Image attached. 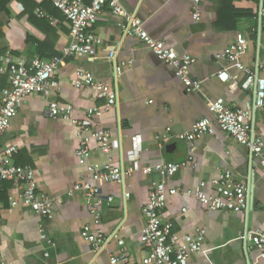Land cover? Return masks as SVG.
Returning a JSON list of instances; mask_svg holds the SVG:
<instances>
[{
    "label": "crops",
    "instance_id": "crops-1",
    "mask_svg": "<svg viewBox=\"0 0 264 264\" xmlns=\"http://www.w3.org/2000/svg\"><path fill=\"white\" fill-rule=\"evenodd\" d=\"M262 2L202 0V17L196 23L190 0H121L126 11L142 19L152 38L164 42L180 56H190L193 60L190 74L203 82L201 92H187L175 71L141 40L124 37L123 19L106 6L90 28L102 39L96 55L68 58L59 66L56 77L60 90L52 100L62 106L72 105L78 117L103 105V99L94 98L91 90L74 86L78 70L93 73L99 81L118 91V106L95 121L111 132L112 163L123 165L129 172L137 155L139 169L126 180L130 194L127 200L121 185H102L103 196L113 197L114 201L102 207L98 229L105 236L116 233L124 245L119 246L115 239L96 256L92 246L82 238L83 226L92 225L93 217L82 192L68 194L75 184L92 182L91 174L76 156L80 138L70 123L46 115L48 102L43 96L32 95L19 105L0 146L19 147L15 162L34 169L39 193L54 201V217L45 220L20 201L19 188L10 182L0 183V264H111V256L121 255L126 264H139L147 254L142 242L146 223L142 208L152 185L165 181L168 187L195 191L205 183L204 191L214 195L212 181L225 170L232 172L235 182L247 187V210L210 211L195 197L179 194L168 200L162 221L173 225L178 238L205 230L202 251L192 254L189 264H248L254 260L257 251L245 234L264 230V169L259 160L220 129L216 135L205 136L193 144L176 138L163 142L157 137L168 128L176 136L201 119L214 120L208 103L222 100L227 106L250 112L247 123L264 143V109L257 110L258 114L253 111L252 87L245 89L244 74L232 68L228 60L217 58L241 33L249 42L244 64L254 67L258 61L264 63V26L260 27L258 17ZM33 3L36 7L32 9L13 1L7 12L0 13V56L50 59L69 44L70 27L62 12L55 9L51 0ZM40 12L45 16L41 17ZM129 61L132 65L124 67L115 80V64ZM224 69L230 75L227 82L217 77ZM91 149L89 162L99 169L108 157L95 143ZM189 157L193 158L192 165L181 168L170 178L163 179L156 170L162 163L180 164ZM149 167L153 168L151 173L146 172ZM13 201L18 205L12 207ZM42 229L54 246L42 239Z\"/></svg>",
    "mask_w": 264,
    "mask_h": 264
},
{
    "label": "built area",
    "instance_id": "built-area-1",
    "mask_svg": "<svg viewBox=\"0 0 264 264\" xmlns=\"http://www.w3.org/2000/svg\"><path fill=\"white\" fill-rule=\"evenodd\" d=\"M59 9L65 21L69 24V44L60 54L50 59H26L15 58L11 54L0 56V76L7 77V85L0 87V139L10 129L12 120L18 112L19 105L32 95L43 96L48 107L46 115L53 119H63L70 123L80 138L76 156L81 165H85L92 176V182H81L73 186L68 193L70 196L76 192H82L88 211L93 217V224H85L81 231L82 238L88 242L94 254L97 256L117 238V234L105 236L99 226L102 223V207L109 206L113 197H105L102 194V185L116 183L123 187V196L127 200L130 194L127 192V178L139 169L138 156L133 157V168L126 172L123 165L112 163L109 155L112 150L111 132L98 124L95 119L100 118L105 112L111 111L118 106L119 94L116 89L99 81L93 73L78 70L75 74L74 86L78 89H89L94 98L103 99L102 106L88 109L83 117L75 116V108L72 105H60L52 98L60 90V82L56 74L59 66L68 58L75 56L94 57L102 39L96 36L90 28L96 23L106 6H109L113 14L123 19V36L141 40L155 56L174 71L176 76L184 84L187 92H201L203 82L195 79L190 74L193 60L188 55L180 56L175 50L168 48L164 42L152 38L144 28V23L136 14L125 10L121 0H51ZM192 3V19L199 22L202 17V0H190ZM44 17L45 14L40 12ZM260 27L264 26V2L261 3L259 12ZM249 50V42L246 37L239 33L236 41L217 55L218 59H226L235 68L241 71L246 80L243 84L245 89H253V111L264 109V63L259 61L254 67H248L243 62V57ZM111 56L114 58L115 53ZM132 65V62L115 64L114 74L117 80L124 67ZM217 77L223 82L230 79L227 69L218 72ZM214 120L207 118L196 122L188 131L171 135V129L157 138L167 142L173 138L181 142L193 144L205 136L216 135L217 129L228 134L237 143L245 146L251 153L252 158L259 160L264 169V143L253 130L250 129L247 120L250 112L237 106H227L224 101H210L208 103ZM97 144L102 154L108 160L98 169L90 164L92 144ZM20 149L15 145L0 146V183L10 182L21 190L20 201L33 212L44 218L52 220L54 217V201L47 195L40 194L34 169L28 165H18L15 162ZM193 158L177 164L173 162L162 163L156 167L163 179L174 176L181 168L193 163ZM153 168H146L151 173ZM215 194L209 195L204 191L205 183L195 191L183 190L182 188L168 187L165 181L155 182L143 205L142 211L146 223L142 231V242L147 249L144 260L139 264H189L192 254L200 253L205 241V230L198 229L196 235H186L178 238L173 233V225L162 221V212L167 206L168 200L179 194H186L195 199L210 211L242 212L249 207V192L245 184L235 182L230 170H225L219 177L212 181ZM17 201L11 203L17 206ZM185 211V210H184ZM42 239L52 247L54 242L48 238L42 229ZM257 251L254 260L248 264H260L264 260V230L250 231L245 234ZM119 246L124 241L118 239ZM44 257H49L46 252ZM111 264H126L123 255L111 256Z\"/></svg>",
    "mask_w": 264,
    "mask_h": 264
},
{
    "label": "trees",
    "instance_id": "trees-1",
    "mask_svg": "<svg viewBox=\"0 0 264 264\" xmlns=\"http://www.w3.org/2000/svg\"><path fill=\"white\" fill-rule=\"evenodd\" d=\"M13 1L21 3L24 7H27V8L31 7L33 9L36 7L35 4L33 3V0H0V13L7 12L10 3H12ZM55 9H57V8L55 7ZM1 23L2 22H0V26H1ZM1 35L2 34H0V37H1ZM6 84H7V77L6 76H0V87L6 86Z\"/></svg>",
    "mask_w": 264,
    "mask_h": 264
},
{
    "label": "water",
    "instance_id": "water-1",
    "mask_svg": "<svg viewBox=\"0 0 264 264\" xmlns=\"http://www.w3.org/2000/svg\"><path fill=\"white\" fill-rule=\"evenodd\" d=\"M257 114H258V112H257Z\"/></svg>",
    "mask_w": 264,
    "mask_h": 264
}]
</instances>
